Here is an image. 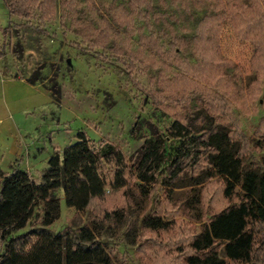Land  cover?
Masks as SVG:
<instances>
[{"label": "rangeland", "instance_id": "1", "mask_svg": "<svg viewBox=\"0 0 264 264\" xmlns=\"http://www.w3.org/2000/svg\"><path fill=\"white\" fill-rule=\"evenodd\" d=\"M10 1L0 0V69L44 94L37 110L13 116L35 148L33 178L77 132L97 149H119L128 168L145 139L163 137L165 167L178 145L166 128L205 112L240 143L245 168L264 170V0H52L50 9L37 1L24 5L23 17L6 12ZM6 140L1 135L0 145ZM201 187L199 205L188 204L189 189L167 196L154 187L133 221L159 215L172 222L167 231L141 229L133 245L125 228L104 229L97 242L115 264H183L187 242L225 204L217 178ZM105 195L80 213L64 206L60 188L58 215L39 203L14 234L32 228L75 243L104 204L124 206L119 193ZM254 230L247 264H264V227Z\"/></svg>", "mask_w": 264, "mask_h": 264}, {"label": "trees", "instance_id": "2", "mask_svg": "<svg viewBox=\"0 0 264 264\" xmlns=\"http://www.w3.org/2000/svg\"><path fill=\"white\" fill-rule=\"evenodd\" d=\"M37 1L51 8L52 0H13L5 2V10L23 17L24 5ZM3 55L0 50V58ZM164 137L178 143L165 167L163 137L145 139L128 168L119 149L107 143L97 149L85 133L77 132L73 143L48 157L37 178L17 168L9 172L0 169V264H115L97 242L96 234L125 228L134 245L141 229L167 231L172 222L159 215L140 217L139 226L133 221L144 211L143 202L154 187L166 188L167 196L176 188L189 189L193 193L188 204L199 205L201 186L213 178L221 181L225 204L211 213L187 242L183 264L249 263L255 245L254 228L264 227V170L245 168L240 143L210 113L174 120ZM60 188L64 206L76 212L100 204L106 192L119 193L125 207L104 204L101 215L79 230L75 243L70 239L63 242L58 233L32 228L14 234L35 217L39 203L44 202L48 213L56 217L59 206L55 192Z\"/></svg>", "mask_w": 264, "mask_h": 264}, {"label": "crops", "instance_id": "3", "mask_svg": "<svg viewBox=\"0 0 264 264\" xmlns=\"http://www.w3.org/2000/svg\"><path fill=\"white\" fill-rule=\"evenodd\" d=\"M38 89L37 84L9 77L0 69V136H3V140L7 139L0 145V167L6 168L4 172L17 168L31 174L34 169L35 148L25 139L13 116H25L28 111L38 109L44 98Z\"/></svg>", "mask_w": 264, "mask_h": 264}, {"label": "water", "instance_id": "4", "mask_svg": "<svg viewBox=\"0 0 264 264\" xmlns=\"http://www.w3.org/2000/svg\"><path fill=\"white\" fill-rule=\"evenodd\" d=\"M68 64V60L65 61Z\"/></svg>", "mask_w": 264, "mask_h": 264}]
</instances>
